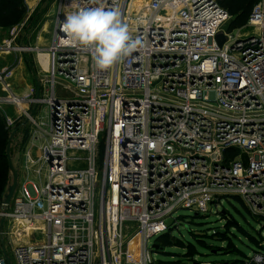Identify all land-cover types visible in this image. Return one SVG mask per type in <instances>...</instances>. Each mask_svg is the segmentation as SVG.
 Returning <instances> with one entry per match:
<instances>
[{"label":"built area","instance_id":"1","mask_svg":"<svg viewBox=\"0 0 264 264\" xmlns=\"http://www.w3.org/2000/svg\"><path fill=\"white\" fill-rule=\"evenodd\" d=\"M96 7L138 45L107 70L62 43L66 16ZM54 13L48 46L20 49L37 56L39 98H0L31 128L0 198V264H161L149 243L179 210L233 197L264 218V0L233 31L217 0H56Z\"/></svg>","mask_w":264,"mask_h":264},{"label":"rangeland","instance_id":"2","mask_svg":"<svg viewBox=\"0 0 264 264\" xmlns=\"http://www.w3.org/2000/svg\"><path fill=\"white\" fill-rule=\"evenodd\" d=\"M24 3L27 18L37 9L47 8V10L41 24L30 33L27 32L26 18L14 27L0 28V98H9V93L19 98L26 95L29 98L35 97L37 84L41 80L37 56L34 52L20 49L23 46H48L53 33L56 0H24ZM40 59L44 64L46 58L41 55ZM31 64L33 69L30 68ZM30 107V104L24 105L26 110ZM0 116L10 131H13L22 121H27L21 109L13 104L0 105ZM26 129L28 134L24 149L14 157L18 167L24 158V153L30 147L31 128L28 125ZM35 156L37 157L38 153ZM223 211L226 212V216H222ZM196 213L190 210H179L174 215V220L167 221L172 229L171 233H168L169 243L172 246H164L163 251L159 253L153 250L156 261L161 264H260L257 259L264 251L263 217L254 216L240 199L233 197L223 198L217 204L211 205L210 212L202 213L198 217H195ZM230 218L254 235L258 245L253 244L236 229L231 230L234 234L230 235L231 245L222 241L224 238L216 236L215 230L223 229L226 219ZM176 221L179 223L178 226L175 224ZM162 236L150 241L151 249ZM176 240L183 241L185 245L195 246L198 254L193 260L187 258V249L180 248ZM200 240L206 241L207 246L202 247ZM136 241L138 239L131 245L134 246Z\"/></svg>","mask_w":264,"mask_h":264},{"label":"trees","instance_id":"3","mask_svg":"<svg viewBox=\"0 0 264 264\" xmlns=\"http://www.w3.org/2000/svg\"><path fill=\"white\" fill-rule=\"evenodd\" d=\"M221 6L226 9L229 14L232 16V20L228 25V30L233 31L235 29H239L244 27L253 12L254 7L261 0H217ZM47 8L45 9H37L34 14H32L29 18L26 17V7L24 0H0V28H10L20 24L25 18L27 19L26 24L28 26L27 32L30 33L35 30L43 20L45 16ZM26 41V40H25ZM27 44V42H26ZM30 68L33 69L32 64ZM28 124L26 120L22 121L18 124V126L10 131L5 124V121L0 116V198L5 199L8 189L12 184V173L10 170L9 159H8V144L11 138L12 133L17 131L14 139L11 144V159L16 166V161L14 157L20 154L27 141L28 130L26 129ZM21 136V137H20ZM18 169V166H16ZM238 199V198H236ZM232 229L238 230L242 235L248 238L253 244L258 245V241L256 237L245 229H243L237 222H235L232 218L226 219V225L223 229L215 230L216 236L224 238L222 241L228 243V245L232 244V237L230 235H234L231 233ZM170 235L162 236L157 242L162 248L164 246L171 247L169 243ZM180 246V248L187 249V258L193 260L194 256L198 254L195 246L192 244L185 245L183 241L176 240ZM202 247L207 246V242L204 240L199 241ZM264 253V251L262 252ZM198 264V263H196Z\"/></svg>","mask_w":264,"mask_h":264},{"label":"clouds","instance_id":"4","mask_svg":"<svg viewBox=\"0 0 264 264\" xmlns=\"http://www.w3.org/2000/svg\"><path fill=\"white\" fill-rule=\"evenodd\" d=\"M61 31L65 34L62 43L91 51L98 70L111 68L130 56L138 46L128 26L122 23L119 11H106L103 7L68 14Z\"/></svg>","mask_w":264,"mask_h":264},{"label":"water","instance_id":"5","mask_svg":"<svg viewBox=\"0 0 264 264\" xmlns=\"http://www.w3.org/2000/svg\"><path fill=\"white\" fill-rule=\"evenodd\" d=\"M216 40H217V42H218L220 47H222L223 44L225 43V37H224L223 34H219L217 36ZM39 96L40 95H39V83H38L37 84L36 97L39 98ZM36 108L37 107L35 106L34 109L32 110L31 117L34 116V114L36 112ZM28 122H29V120L26 121V123H28ZM16 132L17 131H14V133H12V135H11V138H10L9 144H8V151H7L8 159H9V165H10V170H11V173L13 175V181H12V184L10 185V187L8 189V193H7V195H6L5 199H4V204H6V205L10 204V202L12 201V198H13V196L15 194V191H16V189L18 187L19 172H18V169L16 168V166L14 165V163H13V161L11 159V154H10L11 153V144H12V141L14 139V136H15ZM221 214H222V216H226V212L225 211H223ZM198 216H199L198 214L195 215V217H198ZM153 249H154V251H156L158 253L163 251V248L158 243L153 245Z\"/></svg>","mask_w":264,"mask_h":264},{"label":"bare ground","instance_id":"6","mask_svg":"<svg viewBox=\"0 0 264 264\" xmlns=\"http://www.w3.org/2000/svg\"><path fill=\"white\" fill-rule=\"evenodd\" d=\"M169 13V12H168ZM168 13H166V15H168ZM169 16V15H168ZM44 58H46L44 64H47L48 58L47 56H43ZM14 235V234H13ZM17 237H21L23 235V233H16ZM15 241H17V238H15ZM139 241V239H138Z\"/></svg>","mask_w":264,"mask_h":264}]
</instances>
